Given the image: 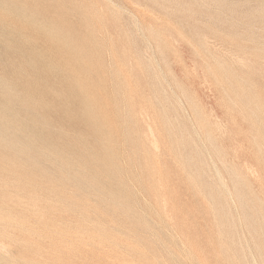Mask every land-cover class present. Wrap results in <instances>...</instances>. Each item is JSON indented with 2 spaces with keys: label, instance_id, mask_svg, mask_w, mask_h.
<instances>
[{
  "label": "rangeland",
  "instance_id": "rangeland-1",
  "mask_svg": "<svg viewBox=\"0 0 264 264\" xmlns=\"http://www.w3.org/2000/svg\"><path fill=\"white\" fill-rule=\"evenodd\" d=\"M0 264H264V0H0Z\"/></svg>",
  "mask_w": 264,
  "mask_h": 264
},
{
  "label": "bare ground",
  "instance_id": "bare-ground-1",
  "mask_svg": "<svg viewBox=\"0 0 264 264\" xmlns=\"http://www.w3.org/2000/svg\"><path fill=\"white\" fill-rule=\"evenodd\" d=\"M30 17V16H29ZM138 19V18H137ZM139 20V19H138ZM139 22H140V20H139ZM141 24H142V22H141ZM153 138V137H152ZM154 149V148H153ZM33 200V199H32ZM88 239V238H87ZM6 245V244H5ZM9 246V245H8ZM138 248V247H137Z\"/></svg>",
  "mask_w": 264,
  "mask_h": 264
}]
</instances>
